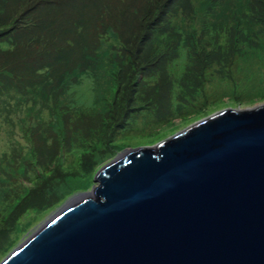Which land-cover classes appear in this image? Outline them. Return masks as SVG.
I'll list each match as a JSON object with an SVG mask.
<instances>
[{
    "label": "rangeland",
    "instance_id": "374dc122",
    "mask_svg": "<svg viewBox=\"0 0 264 264\" xmlns=\"http://www.w3.org/2000/svg\"><path fill=\"white\" fill-rule=\"evenodd\" d=\"M146 4L77 0L58 20L67 31L77 26L84 44L103 33L116 45L111 29L135 32ZM172 11L150 72L118 75L117 52L107 49L52 56L47 41L36 64L57 77L20 78L0 92V262L71 197L97 187L96 172L124 150L153 146L219 110L264 104V0H189Z\"/></svg>",
    "mask_w": 264,
    "mask_h": 264
},
{
    "label": "water",
    "instance_id": "95a60500",
    "mask_svg": "<svg viewBox=\"0 0 264 264\" xmlns=\"http://www.w3.org/2000/svg\"><path fill=\"white\" fill-rule=\"evenodd\" d=\"M0 264H264V104L127 149Z\"/></svg>",
    "mask_w": 264,
    "mask_h": 264
},
{
    "label": "trees",
    "instance_id": "16d2710c",
    "mask_svg": "<svg viewBox=\"0 0 264 264\" xmlns=\"http://www.w3.org/2000/svg\"><path fill=\"white\" fill-rule=\"evenodd\" d=\"M10 1L0 0V92L21 83L20 78L25 81L27 78H43L41 81L31 82L38 84L52 76L53 66L37 65L41 62L38 59L47 41L51 42L52 50L46 51L52 56L65 49L61 56L68 57L72 54L76 59H85L96 56L102 49H107L108 52H117L118 63L115 62L114 67L117 70L113 71L118 75L124 76L137 70L150 72L157 66L156 60L160 56L163 57V54L157 52L155 43L165 39L166 29L170 26V13L183 7L185 3L189 4V0H148L144 14L138 18L139 27L135 32L129 31L119 35L117 29H111L117 40L114 45L104 41L103 33L96 36V41L84 44L80 39L81 30L77 26L71 28V31L64 28L58 16L63 9H69L70 4L77 0H15L12 6ZM71 32H74L73 35L68 36ZM21 43L24 48L20 46ZM58 44H64V47ZM17 48H20L22 53L13 57ZM138 67L140 69H137ZM75 72L74 63L60 72L57 81L62 85L66 76ZM54 74L57 77L56 73ZM161 74H164L163 70ZM56 94L61 95L58 91ZM20 209L21 207H18L15 212Z\"/></svg>",
    "mask_w": 264,
    "mask_h": 264
}]
</instances>
